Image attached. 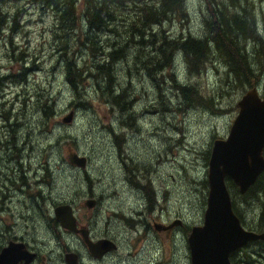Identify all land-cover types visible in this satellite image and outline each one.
<instances>
[{
    "label": "rangeland",
    "instance_id": "rangeland-1",
    "mask_svg": "<svg viewBox=\"0 0 264 264\" xmlns=\"http://www.w3.org/2000/svg\"><path fill=\"white\" fill-rule=\"evenodd\" d=\"M145 1L150 3L103 0L99 10L100 3L93 0H0V140H12L15 130L12 142L22 154L19 164L16 150L11 147L5 154L0 144V242L6 245L17 236L43 245L36 247V264H58L57 206L71 204L82 222L97 208H125L122 188L128 174L132 188L138 173L144 174V186L155 181L151 186L164 207L161 213L171 210V220L183 217L190 227L203 225L208 153L215 139L228 137L241 96L257 87L264 97V0H225L221 14L209 0H185L187 18L165 13L162 18L167 19L154 29L151 55L140 52L141 59L152 62L151 76L149 67L134 68L127 55L129 36L122 28L133 22L131 10L144 7ZM93 16L98 24L88 32L84 24ZM70 21L76 26L62 29ZM190 35L204 43L197 61L180 47ZM87 40L96 52L119 43L107 63L129 62L122 66L114 104L97 93L93 77L78 80L77 89L66 77L69 62L74 68L71 54L76 68L92 66L91 54L89 58L81 49ZM166 40L173 41L165 45ZM210 54L226 56L205 60ZM199 93L205 103L191 105ZM45 104L52 106L49 116ZM71 110L73 123H64ZM71 151L88 158L86 168L70 162ZM147 162L152 174L144 171ZM253 191L240 195L231 189L233 205L247 230L262 232L264 194ZM95 197L97 206L89 211L84 202ZM154 202L153 197V202L137 205ZM136 206L132 209H143ZM190 227L183 230L189 233ZM186 239L180 231L171 238V264H188ZM231 262L264 264V241L235 251Z\"/></svg>",
    "mask_w": 264,
    "mask_h": 264
},
{
    "label": "water",
    "instance_id": "water-1",
    "mask_svg": "<svg viewBox=\"0 0 264 264\" xmlns=\"http://www.w3.org/2000/svg\"><path fill=\"white\" fill-rule=\"evenodd\" d=\"M240 108L226 139H215L209 161V193L203 225H196L189 234L192 264H231L230 256L251 241H264V232L247 230L234 212L226 178H231L246 194L264 171V99L252 88L238 102ZM72 110L63 118L64 123L74 120ZM70 161L86 168L88 158L79 153L69 154ZM94 208L96 200L85 201ZM56 219L64 228L77 229V219L70 204L54 209ZM174 224L171 225L173 227ZM86 242L90 240L84 233ZM90 244V243H89ZM91 249L96 247L90 244ZM104 248V247H103ZM36 253L21 242L10 241L0 251V264H30Z\"/></svg>",
    "mask_w": 264,
    "mask_h": 264
},
{
    "label": "flooded vegetation",
    "instance_id": "flooded-vegetation-1",
    "mask_svg": "<svg viewBox=\"0 0 264 264\" xmlns=\"http://www.w3.org/2000/svg\"><path fill=\"white\" fill-rule=\"evenodd\" d=\"M138 167L141 166L138 165ZM144 171L152 174L154 168L151 162L146 163ZM135 177L134 188L131 187L129 174L123 183L121 201H128V205L123 206L125 208L107 210L94 209L95 207L87 208L89 211L94 209L95 214L90 215L85 222H82L78 212L74 209L77 229L86 232L89 242H86L83 232L65 229L58 221V234L61 238L58 242V264H171V238H174L179 231L188 237L195 225L190 227L188 221L183 217L171 220V210L169 209L167 214L161 213V209L164 207H161L158 194L151 186L155 181L151 180V185L148 182L144 186L142 184L144 174L138 173L135 174ZM132 190L137 191L140 196L138 193H132ZM166 193L164 191V195ZM153 197L155 202L152 205H137L143 201L149 202L150 200L153 202ZM111 198L115 199L113 196ZM95 199L98 202L96 197ZM153 205L156 207L152 208ZM135 206L143 207V209H132ZM172 224H174L173 227H171ZM184 226L190 227L189 233L183 230ZM71 238L76 240H67ZM10 241L21 242L29 249L34 250L32 252L37 250V246H43L38 243H31L29 237L15 236L13 239H9L8 243ZM89 243L95 244L96 247L91 249ZM4 246L6 245L0 242V251ZM185 247L189 248L190 251L188 264H192L191 249L187 239ZM35 253V258L30 264H36L40 259L38 251ZM44 259L45 257H43V261ZM20 264H25V262L22 261Z\"/></svg>",
    "mask_w": 264,
    "mask_h": 264
},
{
    "label": "trees",
    "instance_id": "trees-1",
    "mask_svg": "<svg viewBox=\"0 0 264 264\" xmlns=\"http://www.w3.org/2000/svg\"><path fill=\"white\" fill-rule=\"evenodd\" d=\"M93 1H94V5H97L98 3H100V5L98 7V9L100 10L101 9V2H103V0H93ZM209 1L216 4V6L218 8L217 12L221 14L222 11L224 10L225 5H226L225 0H209ZM184 2H185V0H150V3L145 1L144 7H142V8L135 7L131 10V13L133 15V22L129 25L123 26L122 28L127 33V35L129 36V42L131 43V47L128 48L127 55L131 57V62H133L134 68L139 67V66L140 67L144 66L145 68L149 67L146 70L149 72V74L151 76L152 73L150 71V68L153 69L152 62H151L150 58H148V57L145 59H141L140 52L149 54V49H150L151 43L155 39L154 29L158 28L162 24V22L167 19V17L162 18V16L165 13H167L169 11H173V14L175 13L177 15H180L184 19L187 18V6L185 5ZM235 18L233 20H235ZM245 22L246 21H243V23L241 22V24L243 25V24H245ZM97 24H98V20L96 19L95 16H93L92 18L90 17L87 19L84 26L88 32H91V31H95ZM75 26H76V23L73 21H70L62 29L65 30L66 28L75 27ZM92 26H93V28H92ZM233 28L235 29V25L233 26ZM116 31L118 32L117 29H116ZM57 36L61 37L60 35H57ZM214 38L218 42L221 40V39H218L216 37H214ZM200 39L201 38H199V37L190 35V37L183 38L181 40V46L180 47L184 48L185 51L191 55L190 59L192 61L199 60L203 55L204 43ZM172 41L173 40H171V41L166 40L165 45H169ZM67 42L68 41L65 40L63 44L67 45ZM88 42L89 41L87 40V43L82 45L81 49L84 47V50L82 53H87L88 57H89V54H91V58L90 57L89 58L91 59L92 66L88 65V66L82 67L81 69L76 68V59L71 54L72 61H74V68L72 67V65H73L72 62H69L68 63V69H66V77L70 82H72L71 85L75 89H77V87H78V82H77L78 80L88 79V78L93 77L96 80V88L95 89H96L97 93H99L100 96L103 97L104 99H108L107 101L112 102L113 100H115L117 98V92L119 91V89L122 86V83L120 82L121 78H122L121 74L123 72L122 66H124L126 64L128 65L129 62H126V63L120 62L122 64L117 63V65L107 63V57L113 56L116 53L117 49H115V48L119 45V43H117L116 45L114 44V45L110 46L112 48V50H110V51L96 52L90 48V45L88 44ZM219 45H221V43ZM162 47H163V43L161 44V48ZM149 55H151V54H149ZM84 56H85V54H84ZM225 56H226L225 54H217V55H211L210 54V57L205 59V60H211L212 61L213 59L216 60V59H220L221 57H225ZM133 58H137L138 61H133ZM155 59H156V61H159L158 56H156ZM192 61H189L187 63L189 65H191ZM203 63H202V65H203ZM109 66H112V67H109ZM125 68L127 69V73H129L130 65L125 67ZM190 68H191V66H190ZM200 72H201V70H200ZM84 73H86V75H84ZM199 73H197V74H199ZM174 76H176V75H174ZM171 81H173V79ZM174 81H176V80L174 79ZM192 86H194V85H192ZM194 87L197 88L196 86H194ZM199 95H200V93H199ZM205 101L206 100L200 95V96H198L197 100L191 105H195V104L201 105V104L205 103ZM184 105H185V103H184ZM185 106H190V105H185ZM212 109L218 110L219 108L217 109L215 107H212ZM44 113L47 116L51 115L53 113L52 106L45 104L44 105ZM11 131H12L11 132L12 140H8V139L5 141L0 140V144H1V147L4 149L5 154H9L11 147H13L16 150V155H19L17 148L20 147V145H15L12 142L13 139L15 138L16 132H15V130H11ZM69 154H70V152H69ZM208 158H210V151H209L208 156H207V159ZM21 159H22V154L20 152V155L18 157L17 162L21 161ZM19 164H20V162H19ZM20 180L24 185H26L23 182V179H20ZM13 181H15V180H13ZM203 184H204V182H203ZM228 187H229L230 192H231V189H235L239 193V189L235 185L234 182L228 181ZM252 189H254V191H256V190L261 191L264 194V171L258 177L254 186L245 195L250 193L252 191ZM39 197H41L40 194H39ZM233 208H235L234 205H233ZM260 227L264 229L263 226H260ZM262 232H264V231H262Z\"/></svg>",
    "mask_w": 264,
    "mask_h": 264
},
{
    "label": "bare ground",
    "instance_id": "bare-ground-1",
    "mask_svg": "<svg viewBox=\"0 0 264 264\" xmlns=\"http://www.w3.org/2000/svg\"><path fill=\"white\" fill-rule=\"evenodd\" d=\"M120 1V0H119ZM227 25V24H226ZM95 27V26H94ZM237 27V26H236ZM243 27V26H242ZM92 28H93V26H92ZM231 30V29H230ZM227 31V30H226ZM232 32V31H231ZM260 32V31H259ZM68 66V65H67ZM103 76V75H102ZM109 77V76H108ZM72 81V80H71ZM76 81V80H75ZM72 83V82H71ZM189 84V83H188ZM186 100V99H185ZM7 156V155H6ZM3 157V156H2ZM209 159V158H208ZM24 160V159H23ZM167 161V160H166ZM1 163V162H0ZM21 163V162H20ZM18 170V169H17ZM23 170V169H22ZM12 172V171H11ZM12 179V178H11ZM17 179V178H16ZM233 182V181H232ZM47 183V182H46ZM238 189H239V187H238ZM207 198H208V196H207ZM1 203V202H0ZM238 207V206H237ZM181 213V212H180ZM188 218V217H187ZM199 222V221H198ZM263 223V222H262ZM249 225V224H248ZM50 226V225H49ZM264 227V226H263ZM259 233H263V232H259ZM237 256V255H236ZM258 258V257H257Z\"/></svg>",
    "mask_w": 264,
    "mask_h": 264
}]
</instances>
